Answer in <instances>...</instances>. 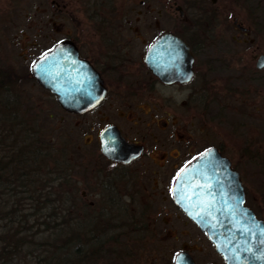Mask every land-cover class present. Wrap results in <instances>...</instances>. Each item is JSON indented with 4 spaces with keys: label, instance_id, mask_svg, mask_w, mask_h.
<instances>
[{
    "label": "flooded vegetation",
    "instance_id": "flooded-vegetation-1",
    "mask_svg": "<svg viewBox=\"0 0 264 264\" xmlns=\"http://www.w3.org/2000/svg\"><path fill=\"white\" fill-rule=\"evenodd\" d=\"M212 2L215 0H160V7L155 8L147 0H73L74 6L68 9L65 0H51L57 14L76 20L73 32L52 46L70 40L76 55L73 64L88 69L86 94L102 95L83 112L66 111L56 101L68 114L86 117L91 136L88 143L98 149L89 165L82 164L90 177L80 191L81 197L100 194L103 210L114 206L131 210L132 219L127 222L131 230L141 225L155 228L158 222L164 228L161 239H179V250L191 255L192 250L197 251L203 259L200 264H228L172 197L178 171L207 148L215 147L238 172L244 203L252 208L247 188L252 177L251 158L235 160L223 152L221 143L204 144L201 117L203 108L213 101L205 98L211 70L205 68L203 60L206 36L215 30L216 17L209 9ZM231 17L234 28L247 30L236 15ZM166 32L184 42L187 51L168 54L159 49L148 64L146 56L151 45ZM260 54L264 52L253 55L255 67ZM106 128L131 147H139V154L127 161L104 155L100 133ZM87 204L94 207L96 202L89 199ZM143 211L150 215L142 223L139 217ZM22 254L0 251V264H17Z\"/></svg>",
    "mask_w": 264,
    "mask_h": 264
},
{
    "label": "rangeland",
    "instance_id": "rangeland-1",
    "mask_svg": "<svg viewBox=\"0 0 264 264\" xmlns=\"http://www.w3.org/2000/svg\"><path fill=\"white\" fill-rule=\"evenodd\" d=\"M65 1L68 9L74 6L73 0ZM147 3L160 7V0H147ZM210 6L216 22L213 33L206 36L208 44L203 60L205 68L211 70L208 75L211 79L205 84L204 93L205 98L213 101L204 106L201 117L204 144L221 143L223 152L235 160L251 158L252 177L247 184L249 203L257 216L264 217V68L257 69L253 58L264 52V0H215ZM141 8L145 10V5ZM231 14L247 27L245 32L234 28ZM75 27L76 20L67 14H57L51 0H0V67H10L13 73L10 95H22L24 111L30 110L39 117L42 130L50 134L57 146L66 140L67 153L81 165L80 173L74 176L80 194L86 187V178L90 177L82 164L89 165L88 161L98 152L93 143H88L91 136L86 117L63 111L30 72L32 62ZM89 199L96 202L94 207H87L91 223L105 226V245L117 252L114 256L98 257L95 264H173L181 243L179 239H161L164 228L158 222L155 228L141 225L131 230L127 226L132 219L131 210L124 208L123 211L118 206L103 210L100 194L88 195L83 201L87 204ZM149 215L148 211L140 212V222ZM35 216L39 220L44 217L43 213ZM47 236V232L41 231L34 239L45 240ZM191 253L200 264L203 260L200 254L195 250ZM21 260L20 264H33L27 251ZM17 261L19 264L20 260Z\"/></svg>",
    "mask_w": 264,
    "mask_h": 264
},
{
    "label": "trees",
    "instance_id": "trees-1",
    "mask_svg": "<svg viewBox=\"0 0 264 264\" xmlns=\"http://www.w3.org/2000/svg\"><path fill=\"white\" fill-rule=\"evenodd\" d=\"M13 82L11 68L0 67V251H27L33 264H95L114 256L105 226L91 223L77 191L80 163L66 140L57 146L39 117L24 111L22 95H10ZM41 231L47 239L36 241Z\"/></svg>",
    "mask_w": 264,
    "mask_h": 264
},
{
    "label": "water",
    "instance_id": "water-1",
    "mask_svg": "<svg viewBox=\"0 0 264 264\" xmlns=\"http://www.w3.org/2000/svg\"><path fill=\"white\" fill-rule=\"evenodd\" d=\"M159 49L175 54L181 49L186 52L188 47L176 35L166 32L151 45L146 56L148 64ZM75 56L73 44L66 39L39 55L30 71L42 87L56 94L63 109L83 112L102 95L86 94L88 69L74 65ZM263 66L264 54H260L256 67ZM100 147L107 157L123 161L140 152L139 147H131L107 128L100 133ZM172 197L206 233L228 264H264V221L244 204L239 174L217 148H207L177 173ZM173 263L195 264L190 253L183 250L174 255Z\"/></svg>",
    "mask_w": 264,
    "mask_h": 264
}]
</instances>
